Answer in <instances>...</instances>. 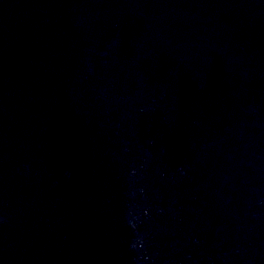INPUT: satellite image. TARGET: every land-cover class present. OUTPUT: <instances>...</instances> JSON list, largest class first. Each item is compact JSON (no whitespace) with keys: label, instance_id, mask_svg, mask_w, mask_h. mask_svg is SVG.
I'll list each match as a JSON object with an SVG mask.
<instances>
[{"label":"water","instance_id":"1","mask_svg":"<svg viewBox=\"0 0 264 264\" xmlns=\"http://www.w3.org/2000/svg\"><path fill=\"white\" fill-rule=\"evenodd\" d=\"M0 264H264V0H0Z\"/></svg>","mask_w":264,"mask_h":264}]
</instances>
